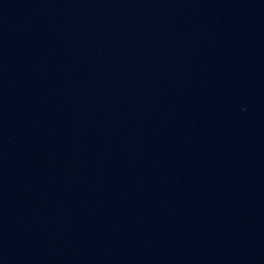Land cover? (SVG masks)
Here are the masks:
<instances>
[{
    "label": "water",
    "instance_id": "1",
    "mask_svg": "<svg viewBox=\"0 0 264 264\" xmlns=\"http://www.w3.org/2000/svg\"><path fill=\"white\" fill-rule=\"evenodd\" d=\"M119 264H264V177L191 226Z\"/></svg>",
    "mask_w": 264,
    "mask_h": 264
}]
</instances>
